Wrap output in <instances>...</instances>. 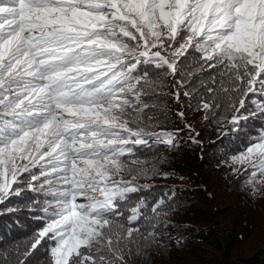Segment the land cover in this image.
Listing matches in <instances>:
<instances>
[{
    "label": "snow or ice",
    "instance_id": "1",
    "mask_svg": "<svg viewBox=\"0 0 264 264\" xmlns=\"http://www.w3.org/2000/svg\"><path fill=\"white\" fill-rule=\"evenodd\" d=\"M189 110L264 118V0H0V204L34 193L44 222L0 264L147 261L174 209L143 181L199 142ZM229 167L264 199V125Z\"/></svg>",
    "mask_w": 264,
    "mask_h": 264
},
{
    "label": "trees",
    "instance_id": "2",
    "mask_svg": "<svg viewBox=\"0 0 264 264\" xmlns=\"http://www.w3.org/2000/svg\"><path fill=\"white\" fill-rule=\"evenodd\" d=\"M188 119L200 132L199 142L192 144L188 133H181L177 148L158 152L160 174L143 181L151 186L145 193L149 202L163 198L174 209L170 226L161 230L167 244L135 264H264V199L250 198L241 187L244 178L237 179L229 167L230 157L257 134L264 118L250 117L240 127H221L212 120L207 122L211 127L200 125L191 114ZM174 127L182 125L170 124L167 130ZM216 191L219 197L210 199ZM260 192L264 195V187ZM21 196L27 198L14 196L0 204V243L5 246L28 240L44 226L34 218L43 213L30 208L35 194ZM45 258L40 248L29 261L43 264Z\"/></svg>",
    "mask_w": 264,
    "mask_h": 264
},
{
    "label": "rangeland",
    "instance_id": "3",
    "mask_svg": "<svg viewBox=\"0 0 264 264\" xmlns=\"http://www.w3.org/2000/svg\"><path fill=\"white\" fill-rule=\"evenodd\" d=\"M188 114H191L192 116H194V118H196L197 119V124L199 123V121H200V125H209L207 122H208V120H204V119H202V117H201V115L200 114H194L193 112H192V110H189L188 111ZM209 127H211L210 125H209ZM189 136V135H188ZM209 198L210 199H212V200H214V199H217L218 197H219V195H218V193H217V191L216 192H210L209 193ZM22 198H27V197H24V196H18V197H16L15 199H22ZM10 205V204H9ZM25 206H27V205H25Z\"/></svg>",
    "mask_w": 264,
    "mask_h": 264
}]
</instances>
